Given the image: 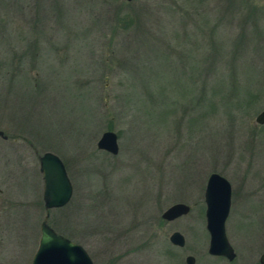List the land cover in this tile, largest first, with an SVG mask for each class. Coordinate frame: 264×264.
I'll return each mask as SVG.
<instances>
[{"label": "rangeland", "instance_id": "1", "mask_svg": "<svg viewBox=\"0 0 264 264\" xmlns=\"http://www.w3.org/2000/svg\"><path fill=\"white\" fill-rule=\"evenodd\" d=\"M262 111L264 0H0V264H32L47 151L74 188L48 223L94 264H260ZM108 130L117 154L97 147ZM213 172L232 261L209 252ZM176 203L190 212L164 219Z\"/></svg>", "mask_w": 264, "mask_h": 264}, {"label": "water", "instance_id": "2", "mask_svg": "<svg viewBox=\"0 0 264 264\" xmlns=\"http://www.w3.org/2000/svg\"><path fill=\"white\" fill-rule=\"evenodd\" d=\"M256 121L264 123V111L258 115ZM0 136L7 138L3 131H0ZM97 147L117 154L120 148L117 133L105 131L98 140ZM39 162L43 174V199L47 214L41 223L40 245L34 254L32 264H94L83 245L57 232L48 223L50 210L66 206L73 196V183L63 159L58 154L47 151L39 154ZM232 195L233 188L228 178L218 172L211 173L205 190L207 230L210 234L209 252L216 256H226L229 260H234L236 257V252L226 233V221L232 207ZM190 208L188 204L176 203L166 209L162 217L172 221L187 215ZM170 241L180 247L186 244L185 236L179 231L170 235ZM186 263L195 264V256H187ZM260 263L264 264V252L260 256Z\"/></svg>", "mask_w": 264, "mask_h": 264}, {"label": "flooded vegetation", "instance_id": "3", "mask_svg": "<svg viewBox=\"0 0 264 264\" xmlns=\"http://www.w3.org/2000/svg\"><path fill=\"white\" fill-rule=\"evenodd\" d=\"M30 146L32 147V148H34V145L33 144H31L30 143ZM35 151L37 152V150L35 149ZM206 214V213H205ZM75 242V241H74ZM77 243V242H76ZM80 244V243H79ZM39 245H40V241H39ZM38 245V246H39ZM87 250V249H86ZM89 253V252H88ZM91 256V255H90ZM219 257H222V258H226V257H223V256H219ZM259 262H260V260H259ZM196 264V263H195ZM261 264V263H260Z\"/></svg>", "mask_w": 264, "mask_h": 264}]
</instances>
